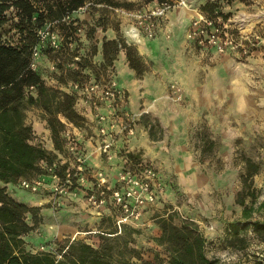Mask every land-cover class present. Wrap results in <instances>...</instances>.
<instances>
[{
    "label": "rangeland",
    "instance_id": "obj_1",
    "mask_svg": "<svg viewBox=\"0 0 264 264\" xmlns=\"http://www.w3.org/2000/svg\"><path fill=\"white\" fill-rule=\"evenodd\" d=\"M119 1L127 5L113 6L106 1L89 0L66 19L67 23L74 21L68 30L64 24L54 21L53 28L64 45L54 48L47 41L41 44L43 50L38 57V69L47 84L71 90L72 78H106L111 71L112 65L103 56V37L109 38V33L120 34L122 39L137 46L148 68L141 76L133 69V88L135 86L139 94L140 89L147 87L148 95L140 92L138 96L140 104L136 110L139 113L136 123L139 125L137 130L135 126L132 135V149L116 147L115 144L114 152L121 161L110 165L105 159L100 167L108 173L109 184L114 186L119 184L118 172L124 165L125 156L132 160L130 166L139 162L151 164L161 183L156 202L144 207L138 219H128L119 224L117 218L121 212L110 202L97 208L80 190L76 195L61 196L54 202L48 187L40 192H31L16 182L8 185L16 197L30 202L36 201L38 196L46 207L37 228L27 235L28 246L35 251L58 250L61 244L74 238L97 246L101 242L100 234L121 229L126 224L138 228L139 232L131 233L135 236L132 244L144 258L152 259L159 254L162 263L168 264L167 252L157 243L156 236L161 233V220L172 216L175 223L188 221L198 227L206 237V254L215 260L214 264H264V205H261L264 201V61L260 65L257 63L264 52V39L248 54L228 49L226 52L230 54L226 55L221 52H216V55L211 48H201L191 40L192 48H185L177 42L173 45L177 53L173 51L155 66L154 57L150 60L139 50L141 39L136 40L127 34V29L137 20L128 12L152 9L160 0ZM206 1L185 0L186 3L182 4L172 1L174 4L166 14L184 6L192 11L189 15L191 20L203 11L201 5ZM210 1L217 2L218 6L206 13L221 12L230 31L250 34L257 30L264 35V0ZM5 14V21L0 25L1 41L16 44L21 39L18 11L11 6ZM163 20L164 17L159 18L158 30ZM67 23L66 26L69 25ZM183 28L182 25L174 31L177 30L178 35L184 31ZM68 32L71 36L67 37ZM121 51L113 60V71H116L115 62ZM160 58L161 53L157 52L155 59ZM256 64L259 65L256 68L263 71L261 75L255 68ZM62 68L66 71L63 72ZM72 68L79 71L68 73ZM24 106L26 121L33 127L32 141L55 154L59 169L64 164L69 168L75 164L74 153L68 147L66 129H70L71 137L79 141L83 137L92 141L97 138L96 122L90 107L78 94L74 106L80 117L76 123L60 115L66 124L59 137V147L55 145L43 108L29 102ZM144 107L147 111H143ZM144 115L145 120L156 124L157 131L160 129L159 140L148 137ZM205 132L217 141V145L210 150L206 148L202 154V133ZM84 151L87 152V148ZM246 157L260 163L259 172L247 184L242 179ZM39 166L45 172L46 162L41 161ZM38 174L33 173L31 177ZM93 181L94 177L90 176L89 185ZM239 198L253 205L249 220H260L263 223L261 230L249 226L237 234L229 232L227 224L243 218V205ZM124 237L129 239L130 233L125 232Z\"/></svg>",
    "mask_w": 264,
    "mask_h": 264
},
{
    "label": "trees",
    "instance_id": "obj_2",
    "mask_svg": "<svg viewBox=\"0 0 264 264\" xmlns=\"http://www.w3.org/2000/svg\"><path fill=\"white\" fill-rule=\"evenodd\" d=\"M88 1L0 0V25L5 21L6 10L14 6L18 11L21 35L16 44L1 41L0 35V264H163L159 254L152 259L141 255L140 250L132 244L135 236H131V233L139 230L126 224L121 229L100 234L101 242L97 246L84 239L74 238L61 244L58 250L35 251L28 246L27 235L41 222V206L29 205L9 192L8 185L16 184L21 177H31L33 173L43 172L39 163L44 161L50 164L55 158L51 150L32 141L33 127L26 121L24 104H38L46 112L45 118L56 147H59V137L66 124L60 115L73 123L80 117L74 106L76 92L47 84L39 69L30 67V61L32 49L39 41L37 28L46 22L58 21L67 30L70 29V24H74V21L67 23L64 16ZM103 1L113 6L127 5L119 0H97ZM217 6V2L207 0L201 5V9L209 12ZM65 23L69 25L66 26ZM69 33H66L67 37L71 36ZM63 45L61 39L60 47ZM102 47L104 58L112 65L109 74H114L113 60L121 49L129 66L138 76L143 75L148 68L137 46L122 39L120 34L115 38L103 37ZM41 50L42 46L40 52ZM61 70L66 71L65 68ZM78 71L72 68L68 73ZM76 79L80 78H72ZM31 85L33 88H30ZM201 142L202 153L206 148L210 150L217 145V141L206 132L202 133ZM245 166L242 179L247 184L259 172L260 163L246 157ZM67 168V164H64L58 171L62 175ZM238 201L243 205V218L229 222V232L237 234L249 226L261 230L263 223L260 220H249L253 214V205L246 204L243 198ZM261 205H264V201ZM125 232L130 233L129 239L124 237ZM156 241L164 246L168 264L215 263L206 254V237L191 222L182 221L178 224L172 216L164 217L161 220V233L156 236Z\"/></svg>",
    "mask_w": 264,
    "mask_h": 264
},
{
    "label": "built area",
    "instance_id": "obj_3",
    "mask_svg": "<svg viewBox=\"0 0 264 264\" xmlns=\"http://www.w3.org/2000/svg\"><path fill=\"white\" fill-rule=\"evenodd\" d=\"M172 1L176 4L186 3L185 0H163L152 9L128 12L137 20L127 29V34L136 40H140L143 34L154 37L158 31V20L173 6ZM82 8L83 6L77 10ZM70 14L67 13L63 19L66 20ZM53 22H46L37 29L39 41L32 49L30 61V67L34 70L39 66L41 44L47 41L54 48L61 46V38L53 28ZM187 37L201 48H215L221 53L228 49L240 50L244 54L250 53L251 48L264 39V35L262 36L257 30H253L250 34L230 31L227 21L218 10L213 14L198 12L190 21ZM70 87L90 107V113L96 122L97 150L108 160L113 159L116 155L114 146L119 136H132L135 133L139 114L126 107L125 89L112 73H108L106 78L71 80ZM30 88H33V85ZM175 90L179 91L176 88ZM65 134L68 137V147L74 153V166L68 167L61 175L56 160L50 164L46 163L45 172L33 177H21L17 181L22 188L31 192H40L48 187L54 202H57L61 196L76 195L80 190L87 201L97 208L107 205L108 202L112 203L121 212L117 218L119 224L128 219H138L144 207L156 202L161 183L158 172L151 164L139 162L130 166L132 160L125 156L124 165L118 172L119 184L111 186L105 170L92 169L88 165V154L86 151L83 152L86 148L82 141L71 137L70 129H66ZM90 176L94 177V181L89 185Z\"/></svg>",
    "mask_w": 264,
    "mask_h": 264
},
{
    "label": "crops",
    "instance_id": "obj_4",
    "mask_svg": "<svg viewBox=\"0 0 264 264\" xmlns=\"http://www.w3.org/2000/svg\"><path fill=\"white\" fill-rule=\"evenodd\" d=\"M190 14H192V11H190L189 8H185L184 6H181L180 8L176 7L173 10H170V12H168L166 14V16H164L163 24L160 26L157 34L154 37H148L144 34L142 35L141 40L138 43L139 50L141 51V53H143L150 60L152 59V57H154L153 63L155 66H156V64L159 65L160 63H162L164 59H167L168 56L171 55V53L173 51H175L177 53V50H176L177 48H173L174 47L173 45L177 42H179V44L181 46H184L185 48L188 46H189V48H192L191 47L192 44L190 43L191 41L187 37V30H188L187 27H189L190 21H191L190 17H189ZM182 25L184 27L183 28L184 31H182L180 29L182 32L180 34L178 33V35H177L176 34L177 30L175 32L174 28H177V27L182 26ZM185 25H187V27H185ZM172 31H174V33ZM116 35L117 34H115V33H111V34L109 33L108 37L113 38V37H116ZM143 46H144V48H143ZM211 51L215 52V53L217 52L215 48H211ZM157 52L161 53L160 60L155 59V54H157ZM226 54H230V52H224L222 55H226ZM216 55H217V53H216ZM263 61H264V52L262 55L259 56L257 63L260 65V63H262ZM259 65L256 64L255 68ZM115 66H116V71H114L115 78H117L119 84L125 89V91L129 92V93H127L126 106L132 112H136V110H138V108H139L138 104H140V99L138 98V96L141 95L140 92L142 94L144 93V94L148 95V93H146L147 87H146V89L142 90V89H140L141 87L139 86L138 87V90L140 89L139 94H138V91L136 90V87L134 86V88H133V83H134L133 75H135V73L133 71V68H131L129 66V64L125 58L124 51H121V53L118 55V58L116 59V62H115ZM257 72L259 73V75H261L263 73L262 70H258ZM148 85H149V83H148ZM147 101H149V99H147ZM151 104L152 103H149L148 105H151ZM146 107L142 108L143 111H147ZM148 109H152V108H148ZM142 118L144 120V123L147 126V129H148V137L150 139H153V140H159L161 138L160 129H159V131H157L156 124H152L148 120H145V115ZM137 125H139V124L138 123L135 124L136 130H137ZM160 125H163V124L161 123ZM126 137L127 138H125V137L118 138V140L116 142V147H123V148L129 147V149H132L131 140L133 139L132 138L133 136H126ZM81 141H82V144L85 146V148H87V150H88L87 151L88 165H90L92 169L102 168L100 166L105 161V159H107V158L105 157L104 154H101L100 151L97 150L98 139L95 138L94 141H92L90 138L85 139L83 137ZM135 141H137V143H138V140H135ZM118 161H121V159H120V157H117L115 155L113 157V159L108 160L107 163L111 165L113 163H117ZM9 192L13 197H15L16 199H19L18 197L15 196L14 191L9 189ZM34 194H36V193H34ZM19 200H21V199H19ZM22 201H24V200H22ZM40 201H41V198H39L37 196L36 201L32 200L30 202H27V201H24V202H26L29 205L41 206L40 212L43 213L44 208H46V207H44Z\"/></svg>",
    "mask_w": 264,
    "mask_h": 264
},
{
    "label": "bare ground",
    "instance_id": "obj_5",
    "mask_svg": "<svg viewBox=\"0 0 264 264\" xmlns=\"http://www.w3.org/2000/svg\"><path fill=\"white\" fill-rule=\"evenodd\" d=\"M143 48H144V46H143Z\"/></svg>",
    "mask_w": 264,
    "mask_h": 264
}]
</instances>
